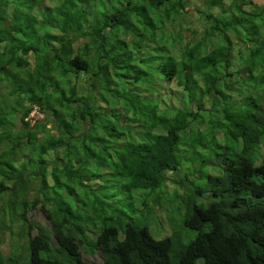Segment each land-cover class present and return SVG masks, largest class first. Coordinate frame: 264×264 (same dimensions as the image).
Returning a JSON list of instances; mask_svg holds the SVG:
<instances>
[{
    "label": "trees",
    "instance_id": "trees-1",
    "mask_svg": "<svg viewBox=\"0 0 264 264\" xmlns=\"http://www.w3.org/2000/svg\"><path fill=\"white\" fill-rule=\"evenodd\" d=\"M201 2L0 0V87L22 102L11 130L30 144L41 120L52 132L39 151L50 148L54 164L52 183L34 177L30 203L22 177L0 169L16 178L0 179V264H264L263 48L248 32L241 40L245 0ZM251 28L264 44V29ZM33 105L43 116L30 124ZM134 198L140 211L166 207L161 236L125 209ZM36 200L46 226L24 218ZM184 230L195 231L187 241Z\"/></svg>",
    "mask_w": 264,
    "mask_h": 264
},
{
    "label": "rangeland",
    "instance_id": "rangeland-1",
    "mask_svg": "<svg viewBox=\"0 0 264 264\" xmlns=\"http://www.w3.org/2000/svg\"><path fill=\"white\" fill-rule=\"evenodd\" d=\"M194 2H196V5L201 6L202 2L201 0H194ZM238 2V0H237ZM229 5H231V2H228ZM241 6V5H240ZM242 8L243 10H245L246 12L248 11V13L250 14L248 16V18L243 19L242 21L244 22L243 25H238L239 29H240V34L242 37L241 40L244 39V34L246 32H248L250 35H248L250 37V39L248 40V42L253 41L254 43L250 42V46H256L259 47L262 45L261 51L262 53L259 54V56L264 57V44L263 41H261L262 37L260 39H258V34H251V25H255L257 31H260L261 29H264V0H245V3L242 4ZM214 10H216V7L213 8ZM192 20H196V15L193 14ZM195 22V21H193ZM260 34V33H259ZM246 37V35H245ZM125 39V37H123ZM128 38H126L127 40ZM242 45H244L243 41L241 42ZM42 44V43H40ZM246 45V44H245ZM239 49L238 46L235 47V50H233L232 53H236V50ZM259 49V50H260ZM242 56H246L244 55L243 52H241ZM234 56L231 60L228 61V70H231L234 66L233 62H234ZM258 56V55H257ZM258 56V57H259ZM25 57V56H24ZM259 57V58H260ZM245 58V57H244ZM243 58V59H244ZM238 60H241L238 59ZM238 60H236V65H238ZM40 61V60H39ZM42 62V61H41ZM259 64H261V62L257 61V65L259 66ZM29 65H31V62H29ZM20 74L23 75L25 72L20 71ZM264 75V70H262L261 72ZM261 73H252V81H255L259 79V76H261ZM54 76H56L57 78V73H54ZM22 81H25L24 77L22 76ZM59 78V77H58ZM60 85L57 86L56 90L51 89V94H52V99H56L59 100L60 95H58L60 93L59 91V87ZM68 88V86L66 87ZM70 88V87H69ZM71 89V88H70ZM64 97L66 96V91H64ZM15 97H17V95L15 93H9L8 88H1L0 87V115H4V119L5 123L3 124L2 127H4L5 130H10L8 132V140L10 142H8L7 139L2 138V140H0V151L4 150V152L0 155V169H4L5 171H8L9 169H14L13 173L14 174H18L20 175L21 181L18 182L19 185L22 184L26 187L27 185V196H28V201L29 203L32 201V197H34V191H35V181H37L40 179V175L41 173H43L46 176V183H52V175H51V171L53 168V163H51L53 161L52 158V150L50 148H44L43 151H39V146H40V142L43 140V135L46 132H52L49 131L48 128H44L42 125V121H36L35 123V127L32 128L33 132L38 130L37 133L34 134V137L30 139V144H26L24 142H16V140L18 138L24 137L27 134V131L22 128L18 133L17 131L11 130V129H18L20 127V122L16 121L15 123V118L14 114L10 112V110L12 109H18L20 107V105L22 104V102L15 100ZM21 97H22V92H21ZM18 98L20 99V96L18 95ZM52 102V101H51ZM67 103H63L59 108L60 110H64L67 109L66 107ZM13 124V126L11 127V125ZM46 126H49V123H46ZM1 130V129H0ZM36 136V137H35ZM65 138V136H64ZM44 141V140H43ZM42 141V142H43ZM45 144V143H43ZM10 145V147L8 146ZM68 147H64V145H61L59 148L60 151V156H63L62 153L64 154L66 149ZM41 152V153H40ZM260 155H261V151L259 150V152L256 153H252L251 157L253 159L254 164H257L260 161ZM64 157V156H63ZM41 159V161H43V163H45V167L41 168L39 167V165L37 164V159ZM3 162V163H2ZM50 163V164H49ZM4 165V167H3ZM38 173V174H35ZM35 177V178H34ZM0 179L8 186L11 187V185L14 183V181L16 180V178L12 177V175L10 177H6V175H3L0 172ZM28 183V184H27ZM20 189L22 190L23 188L20 187ZM9 189L6 190L7 193H5L7 196L9 194V199H13L14 200V196L11 195L9 193ZM47 191H51L50 187H48ZM170 191V189H169ZM22 191H20L21 194ZM25 193V192H23ZM167 193L163 194V200H167ZM5 199V198H4ZM4 199L0 198V210H1V205L2 203L5 201ZM139 199L138 198H134L133 201H131V199L126 203L125 209L127 211H130V209H134L136 208V210H138V208L140 207V204H138ZM162 202V200H161ZM39 201L36 200L35 203L33 204H27L25 206V211H24V218L27 220V222H29V220H38L40 221L39 224L46 226L48 225V221L46 218H44V214L41 212V210H39ZM129 210H128V209ZM166 207L162 204H160V206H151L148 209H144L142 211L138 210L135 211V215H137L141 222H145L147 224L148 230L150 231L151 235L154 237H159L162 235L161 233V229H160V224L163 225L167 222V215L165 212ZM5 213L7 214V211H5ZM170 219V218H169ZM171 221V219H170ZM37 226L38 224H35V227L32 228L34 230L31 231V233H34V231L37 230ZM167 227V231H169V227H172V230L174 228V225L171 221V225H166ZM13 230V229H11ZM15 230L14 229V234H15ZM164 230V229H163ZM185 231V235L183 236V240L187 241L189 237L192 236V234L195 232L194 230L190 231V230H184ZM1 232V239H0V252L2 254H6L9 253V248H8V229L7 228H1L0 229ZM163 232V231H162ZM170 233V232H168ZM166 234V233H163ZM15 238H16V242L15 244H21L23 241V238L20 235H16L15 234ZM12 240V239H11ZM11 243L14 244V242L12 241ZM82 256L85 259H89V260H94V261H100L101 260V254L99 251H96L95 254H93L92 256L87 255L83 250H82ZM200 259L196 261L195 264H200Z\"/></svg>",
    "mask_w": 264,
    "mask_h": 264
},
{
    "label": "built area",
    "instance_id": "built-area-1",
    "mask_svg": "<svg viewBox=\"0 0 264 264\" xmlns=\"http://www.w3.org/2000/svg\"><path fill=\"white\" fill-rule=\"evenodd\" d=\"M43 116L42 112L39 110V108L35 105L32 106V108L27 113V116L25 117L26 120L31 124L37 119H41Z\"/></svg>",
    "mask_w": 264,
    "mask_h": 264
}]
</instances>
